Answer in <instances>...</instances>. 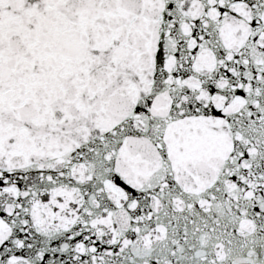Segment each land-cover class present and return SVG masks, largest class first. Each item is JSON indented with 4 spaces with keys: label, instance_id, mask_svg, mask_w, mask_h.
<instances>
[{
    "label": "snow or ice",
    "instance_id": "obj_1",
    "mask_svg": "<svg viewBox=\"0 0 264 264\" xmlns=\"http://www.w3.org/2000/svg\"><path fill=\"white\" fill-rule=\"evenodd\" d=\"M0 264H264V0H0Z\"/></svg>",
    "mask_w": 264,
    "mask_h": 264
}]
</instances>
